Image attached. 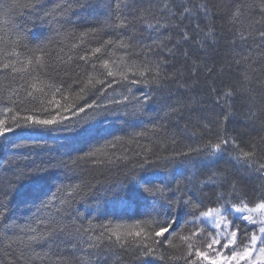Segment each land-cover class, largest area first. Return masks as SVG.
Segmentation results:
<instances>
[{"label":"trees","instance_id":"16d2710c","mask_svg":"<svg viewBox=\"0 0 264 264\" xmlns=\"http://www.w3.org/2000/svg\"><path fill=\"white\" fill-rule=\"evenodd\" d=\"M7 2L11 3L12 0ZM68 2L69 0H40L43 11L32 15L19 9L6 8L7 14L0 12V62L10 61L18 69H27L18 73L15 81L0 76V121L3 122L0 123V129L7 126L14 129L7 134L6 139H0V204L4 205L0 208V212L4 213V216L0 217V238H3L0 243V264H27L21 253H24L25 257H32L31 264H81V261L88 264V258L81 251L86 245L75 232V227L81 224L84 227L91 226L93 236L104 231L101 225L123 233L140 224L144 219L142 213L151 209V202L143 198L137 201L129 200V192L135 188L131 181L134 174L137 178L143 176L152 181L171 182L172 191L169 195L175 192L176 197L187 198L184 194L188 193L192 195L193 203L199 205L198 208L172 209L173 215L179 216L180 220L176 233L169 237L176 247H169L165 242L158 251L170 259H152V264H185V260L180 257L186 255L187 249L177 236L191 235L192 225H185V220L193 219L190 213L199 217L202 212L214 210L219 207L216 204L217 197L231 193L230 185L221 187L219 181L216 186L206 185L209 177L213 173H223L229 179H236L237 192L246 195L249 200L256 199L260 185L264 183L254 177L249 178L244 173L233 158L235 153L231 144L227 146V150L214 155H209L210 149L205 146L209 142H218L216 132L219 131L221 135L232 137L243 147L242 141L264 136V129L259 124H248L242 116L237 115L232 122L226 123L223 129H213L207 133L195 130L196 135H193L194 129L184 128L190 115L201 111L202 108L220 112V108L214 103L216 93L209 94L208 83L214 80L219 90L231 83L233 77L227 72L220 75L214 72L209 76L206 70L201 71L199 86L187 94L172 83L163 88L145 84L143 79L151 77L148 73H145V77L139 75L137 69L132 67L133 62L139 64V60L130 57L125 49L119 47L117 31L106 26L111 24V0H82L90 6L80 8L73 5L55 17H44L45 11H51L58 4L64 6ZM82 33L86 35L81 39ZM69 34L77 39H72ZM21 38L28 48H35L40 44L47 45L49 49L58 52L65 61L68 56L75 58L87 55L89 63L77 61L81 65L78 70L82 77L81 83L72 84L71 88L65 84L62 94H53V90L45 86L53 84L54 81L43 75L42 69L26 63L29 52L17 47L16 50L21 55H7L14 47L12 42ZM109 39L114 43L93 56L92 50ZM72 43L79 46L70 51ZM61 48L63 51H60ZM184 50L191 52V59L200 56L208 67H216L219 71L227 48L221 39L215 50L212 47L201 50L198 46L189 45H184ZM165 55L167 56V53ZM168 59L171 62L168 70L184 63L182 51H177L175 58L168 56ZM104 62H107L106 69L103 67ZM92 63L96 64V70H92ZM85 69L88 70L87 74ZM107 71H112L114 78L108 77ZM38 74L42 82L38 83L37 87L44 88L43 94L29 88V84L33 82L32 78ZM64 79L68 84L71 83V79ZM134 79L140 82L133 84ZM25 89L34 91L36 99L28 97ZM14 92L18 94H13ZM125 96L129 97L131 102L111 103L113 98L122 101ZM144 96H149L150 99L142 105L136 104L132 99L137 97L143 100ZM177 97L188 106L183 119L165 115L168 105L174 103ZM105 105L108 106L106 114ZM80 107L84 108L83 112L79 111ZM64 108H70L72 111L65 112ZM57 113L71 117L70 132H47L42 138L33 136L22 140L24 133L16 128L13 121V117L23 123L21 118L28 115L51 118ZM65 123L69 121L65 120ZM160 125H163L164 129L158 134L154 133L153 129ZM140 133L144 135H139ZM172 138L175 143L171 142ZM109 142L114 146H110ZM16 144L25 146L16 148ZM93 149H101V152L87 162L81 161L79 168L72 164L78 157ZM191 149L199 151H190ZM181 152H190L185 164L178 165L167 159ZM120 157H128L132 162L148 159L155 163L146 165L145 169L136 168L133 172L130 171L133 164L128 163L125 167L119 163ZM109 159L113 163H108ZM61 161L69 167L57 166ZM38 169L46 171L38 172ZM20 172L25 175L16 181ZM241 176L244 177L243 180L240 179ZM10 180L16 181L14 189L4 196L3 192L7 190V182ZM117 183H122L128 191L118 190L114 187ZM72 185L81 186L78 194L61 204L60 199L66 195L64 190ZM156 209L160 211L158 204ZM157 219L162 220L164 216L161 214ZM41 221L45 223L41 224ZM46 225H50L47 235L35 241H28V236L34 235L27 231L29 228H37L39 231ZM52 227H56V230L52 231ZM109 234L105 233L106 236ZM10 241L13 242L8 249L11 256H5V248ZM34 253H39L41 258L36 259ZM112 253L107 259V264H139L131 250L125 253L115 247ZM91 264H104V258L99 261L93 258ZM197 264L207 263L197 258Z\"/></svg>","mask_w":264,"mask_h":264},{"label":"snow or ice","instance_id":"6c2138e0","mask_svg":"<svg viewBox=\"0 0 264 264\" xmlns=\"http://www.w3.org/2000/svg\"><path fill=\"white\" fill-rule=\"evenodd\" d=\"M73 5L80 8L90 6L83 3L82 0H69L64 6L58 4L51 11H45L44 17H55L59 12L70 9ZM6 8L8 10L26 11L29 15L43 11L40 0H28L26 3L24 0H12L11 3H8L7 0H0V12H5ZM109 8L111 9L109 17L111 24L106 26L117 31L119 47L125 49L130 57L139 60V64L135 62L132 64L139 75L145 77V73H148L151 77V79H143L142 82L145 84L163 88L168 83H172L182 89L184 94H187L199 86L201 71L206 70L209 76L214 72L217 75L227 72L233 77L231 83L219 90L214 80L208 83L209 94L216 93L214 103L217 108H220V112L216 113L214 109L202 108L201 111L189 116L184 125L185 129H194L193 135H196L195 130L207 133L213 129H223L224 125L232 122V119L237 115L242 116L248 124L253 126L259 124L264 129V0H111ZM5 14L7 13L5 12ZM37 18L40 17L37 16ZM84 35L86 33L81 34V39ZM72 39L77 38L72 36ZM221 39L224 40L227 51L222 57L219 71L216 67H208L200 56L191 59V52L184 50V45L198 46L201 50L212 47L215 50V46ZM145 40L148 42L146 43ZM113 43L114 41L111 39L104 41L100 47L92 50V55L95 56L103 48ZM12 44L14 47L10 52H7V55H21L17 52V47L29 52L30 56L26 59V63L42 69L43 75L54 81L53 84L45 86L53 90V94H62V88L65 84L71 88L72 84L81 83L82 77L78 71L81 65L77 61L89 63L87 55H80L75 58L68 56L67 61H65L58 52L49 49L45 44L28 48L23 43L22 38L13 41ZM78 46V44L72 43L69 50L71 51ZM60 51H63V48ZM177 51H182L184 63L180 67L172 66V70H168L171 63L168 56L175 58ZM189 60H191L190 64ZM103 67L107 68V62H104ZM91 68L96 70V64L92 63ZM24 71L27 69H18L10 61L0 62V76H4L6 80L15 81L17 74ZM84 71L87 74L88 70L85 69ZM29 75L31 74L29 73ZM114 75L112 71H107L108 77L114 78ZM65 77L71 79L70 84L64 79ZM21 78L23 79V77ZM124 78L127 79L126 76ZM32 79L33 82L29 84V88L43 94L44 88L37 87V84L42 82L40 75L38 74ZM138 82L140 81L132 80L133 84ZM89 83H91V79H89ZM25 90L27 91V89ZM83 90L82 88L81 91ZM34 91H27V96L33 100L36 99ZM13 94L18 93L14 92ZM132 99L135 100L136 104L142 105L150 97L144 96L143 100L137 97ZM125 101L131 102L129 97L125 96L122 101L113 98L111 103L118 104ZM91 106L89 105V107ZM107 110L108 106L105 105V114ZM140 110L142 112L143 108L141 107ZM186 110H188V106L181 98L177 97L174 103L168 105L165 115L183 119ZM64 111L72 110L64 108ZM79 111L83 112L84 108L80 107ZM21 119L23 123L13 117L16 128L24 133L21 137L22 140L33 136L42 138L47 132L71 131V117L59 113L51 116V118H38L35 115H28ZM65 120H68L69 123H65ZM0 123L3 122L0 121ZM163 129L164 126L160 125L158 128H154L153 132L158 134ZM13 131L11 126L0 129V139H6L7 134ZM139 135H144V133ZM216 139L218 142L214 144L209 142L205 146L210 149L209 155L227 150V146L231 144L235 153L233 158L242 167L244 173L249 178L254 177L256 180L264 181V136L246 142L242 141L243 147L235 139L221 135L219 131L216 132ZM171 142L175 143L176 141L172 138ZM109 145L114 146L111 142ZM24 146L23 144L14 145L16 148ZM190 151H199V149H191ZM100 152L101 149H93L85 153L84 156L78 157L72 164L79 168L81 161L87 162ZM104 154L107 155L106 152ZM189 155L190 152H181L167 159L178 165H183L187 162ZM179 157L185 159L180 160ZM118 161L125 167L128 163H132L133 167L130 171L133 172L136 168L145 169L146 165L155 163V161L148 159L142 162H132L128 157H120ZM108 163H113V161L109 159ZM57 166L69 167L63 161L59 162ZM37 171L45 172L46 169H38ZM24 175L23 172L17 174L16 181ZM240 179L243 180L244 177L241 176ZM16 181L7 182L8 188L3 192L4 196H7L9 191L14 189ZM131 181L135 188L129 192V200L137 201L139 198H143L151 202V209H146L142 213L144 219L140 224L125 230L123 233L101 225L104 231L93 236L91 226L84 227L81 224L79 227H75V232L80 235L86 245V248H81V251L88 258V264H91L93 258L99 261L102 257L104 264H107V259L113 254L112 249L115 247L120 248L125 253L131 250L139 264H152V259L161 261L170 259L160 253L158 249L165 242L169 247H176L169 237L176 233L180 226V220L179 216L173 215L172 209L174 207H199L198 204L193 203L192 195L188 193L184 194L187 198L176 197L175 192L169 195V192L172 191L171 182L152 181L143 176L137 178L135 174ZM218 181L221 187L225 184L230 185L231 193L228 196L219 195L216 200L219 207L214 210L202 212L199 217L190 213L193 219L185 220V225H192L191 235L177 234L178 239L187 249L186 255L180 258L185 260V264H197V258L210 261V264H221L222 261L226 264L236 261V264H239L240 261L252 260L255 262L258 259H264V183L260 185L256 199L249 200L246 195L237 192L238 181L234 178L229 179L223 173H213L205 184L216 186ZM114 187L120 191H128L122 183H117ZM80 188V185H72L65 189L66 195L60 199V203L63 204L66 200L73 198L74 194H78ZM55 198V194H53V199ZM157 204L160 211L156 209ZM3 207L4 205L0 204V208ZM161 214L164 219H157ZM3 216L4 213L0 212V217ZM217 217H219V221H217ZM209 218H211V225L208 223ZM40 223L44 224L45 222L41 221ZM51 223L54 224L55 222ZM245 223L258 226L257 230L242 234L241 227ZM201 225L204 226L201 227ZM49 227L50 225H46L44 229L39 231L37 228H29L27 231L34 233V235L28 236V241L43 238L48 234ZM56 227H52L51 230L55 231ZM105 233L110 234L106 236ZM2 240L3 238H0V243ZM12 243L10 241L5 248V256H11L8 249L11 248ZM223 250H228L230 255H224ZM257 251L261 257H254L253 254ZM208 253H215V258H212ZM34 256L36 259L41 258L39 253H34ZM21 257L26 259L27 264H31L32 257H25L24 253H21Z\"/></svg>","mask_w":264,"mask_h":264},{"label":"rangeland","instance_id":"374dc122","mask_svg":"<svg viewBox=\"0 0 264 264\" xmlns=\"http://www.w3.org/2000/svg\"><path fill=\"white\" fill-rule=\"evenodd\" d=\"M217 221H219V217L216 218ZM199 223V221H198ZM209 225H211V218H209L208 221ZM204 226V225H202ZM258 226H254V225H249L247 223L243 224L241 227V233H247L248 231H256ZM218 231V230H217ZM224 255H230V252L228 250L224 251ZM212 258H215V253H208ZM254 257H261V254L257 251L254 252ZM203 260V259H202ZM204 263L210 264V261H206L204 260ZM221 264H226V262L222 261ZM231 264H236V261H232ZM239 264H264V259H258L255 262L252 260H248V261H240Z\"/></svg>","mask_w":264,"mask_h":264}]
</instances>
